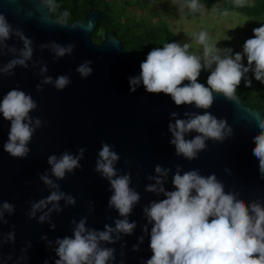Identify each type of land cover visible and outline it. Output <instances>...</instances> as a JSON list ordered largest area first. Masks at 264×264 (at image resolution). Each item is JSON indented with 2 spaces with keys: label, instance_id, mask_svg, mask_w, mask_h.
<instances>
[{
  "label": "water",
  "instance_id": "1",
  "mask_svg": "<svg viewBox=\"0 0 264 264\" xmlns=\"http://www.w3.org/2000/svg\"><path fill=\"white\" fill-rule=\"evenodd\" d=\"M0 13L6 15L14 28L21 29L32 39L34 53L28 67L16 66L13 75L0 74V97L8 90L19 87L30 93L37 101V108L31 115L39 116L43 125L36 129L29 142L30 152L26 157H13L3 150L10 121L0 115V201L7 200L15 205V211L7 215L8 223L0 222V233L11 230L15 225V241L0 245V257L12 254L9 264H14L21 255V248H27L28 260L22 264H43L47 259L54 264V244L49 246L42 235L54 241L56 237L72 234V221L87 217V226L103 229L112 224L118 216L114 208L108 206L111 195L108 181L94 170L101 141L114 145L120 154L116 167L121 172L131 174V187L139 193V201L133 206L129 220L136 221L132 234L121 235L114 244L116 264H141V257L148 258L149 236L144 231L147 219L143 209L153 200L163 199V193L146 190V185L155 183L148 177L156 176L154 166L160 164L170 169L163 178L166 189H172V174L181 165V171L198 169L206 175L213 171L225 182L226 188L239 190L246 201L264 199V179L258 173V159L252 147V136L260 131L256 126V116H264V106L251 107L236 98H226L222 93H213L214 101L208 109H197L192 104L177 105L170 94L145 91L143 85L130 90L129 77L140 71L135 57L124 49L122 40L113 30H105L101 41L93 40V33L103 17L102 10L90 7L82 18L72 21L53 16L45 0H0ZM91 21V26L84 28ZM56 41L62 45L73 43L70 54L53 58L50 48L41 44ZM7 44L22 47L18 36L12 35ZM6 53V54H4ZM13 53L0 50V65L7 62ZM90 60L92 72L82 78L76 67ZM42 65L47 66L43 76L55 78L59 74L70 76L71 83L62 90L52 84H43L41 89ZM182 83H188L187 80ZM209 111L218 118H226L233 125V134L223 141H206L207 147L194 159H186L175 153L169 143L171 133L169 121L183 118L185 112ZM176 112L177 117L170 113ZM191 132L188 138L196 135ZM79 147L86 149L80 161L81 167L57 181L60 189L75 197V203H59L62 211H53L49 221L38 222L26 213L28 202L49 194V187L40 179V174L50 168L47 157ZM48 175L51 176L50 171ZM55 180V177H52ZM39 212L37 216H39ZM55 224V227H51ZM151 225L148 224L150 230ZM143 236L141 243L139 237ZM139 247L133 250V245ZM123 252V256H121ZM253 255H257L254 253Z\"/></svg>",
  "mask_w": 264,
  "mask_h": 264
},
{
  "label": "clouds",
  "instance_id": "2",
  "mask_svg": "<svg viewBox=\"0 0 264 264\" xmlns=\"http://www.w3.org/2000/svg\"><path fill=\"white\" fill-rule=\"evenodd\" d=\"M181 7L202 14L204 5L201 0H183ZM67 15L65 12L63 17ZM63 17L59 21L61 24H64ZM90 26L91 21L82 25L84 28ZM12 35L19 37L22 47L7 44ZM191 39L192 43L172 40L162 47L150 49L140 62L139 73L129 77L130 90L135 91L136 87L143 85L147 92L170 94L177 105L186 103L197 109H208L214 101L213 93H222L233 99L242 77L245 84H251L249 69L257 79L264 80V22L253 26L252 34L245 39L240 51H233L229 46L218 47V41L210 42L205 30L194 33ZM74 46L73 43L62 45L56 41L40 45L41 48H50L54 59L70 54ZM3 49L13 53L6 63L0 65V74L8 76L14 74L16 66L27 68L34 53L32 39L21 29L14 28L6 15L0 13V50ZM90 64V60H85L76 67L82 78L92 72ZM202 70L208 72L203 83L197 79ZM46 71L47 66L42 65L41 75ZM185 80L188 83H182ZM49 83L62 90L71 79L67 74L55 78L43 76L36 88L39 90L43 84ZM36 108L37 101L19 87L0 97V115L10 121L3 150L13 157L23 158L29 154V142L44 123L39 116L30 114ZM170 115L177 117L176 112ZM256 126L260 131L252 136L255 141L252 151L258 159L259 176L264 179V116L257 114ZM168 131L171 133L169 143L174 146L176 155L191 160L207 147L206 141H223L234 130L226 118L203 111L185 112L183 118L169 121ZM193 131L197 134L188 138L187 134ZM85 151L84 147H79L76 152L66 149L59 155L52 153L47 157L50 168L40 174V179L49 187V194L28 202L30 208L26 215L30 219L36 218L41 223L49 221L53 211H62L59 203L62 199L65 205L75 203V197L62 191L57 181L82 166L80 161ZM119 160L120 154L114 145L101 141L94 170L108 181L111 191L108 206L114 208L118 216L103 229L88 227L87 217L83 216L72 221L71 235L58 236L54 241L48 240L46 234L42 235L41 239L49 246L55 245L52 249L56 257L54 264H116V250L107 245L114 244L121 235L132 234L136 221L129 220V215L139 201V193L131 187V174L116 167ZM181 167L177 164V170L172 174V189H166L163 184L170 169L156 164L154 172L158 175L148 177L155 183L146 185V190L163 193L164 198L151 201L143 209L147 219L144 231L149 236L151 255L141 257V264H264V199L246 201L238 194V189L226 188L215 171L203 175L195 168L182 172ZM14 211L13 203L0 201V222L7 224V215ZM50 226L54 228L55 224ZM15 235V225H11L10 231L0 233V245L15 241ZM143 240V236L139 237L141 243ZM29 247L30 241L21 248L22 254L16 257L14 264L28 260L26 250ZM138 247V244L133 245V250ZM120 254L123 256V252ZM11 259L12 254L8 253L0 257V264H9ZM43 264H49L48 260L45 259Z\"/></svg>",
  "mask_w": 264,
  "mask_h": 264
},
{
  "label": "rangeland",
  "instance_id": "3",
  "mask_svg": "<svg viewBox=\"0 0 264 264\" xmlns=\"http://www.w3.org/2000/svg\"><path fill=\"white\" fill-rule=\"evenodd\" d=\"M102 1L111 6L108 11L110 20L122 24L130 22L134 31L141 32L160 21H166L175 41L192 43V35L200 30H205L209 33L210 42L218 41V47L229 46L233 51H240L245 39L252 34L253 26L259 22H264V15L260 17L249 16L235 9L225 8V2L237 3V0L217 2L201 0L204 5L202 14L191 13L186 7H181L183 0ZM255 3L256 0H241L238 4L253 5ZM97 27V35L102 38L104 31L110 30L103 26ZM93 40H96L95 36H93ZM194 48H199V46H194ZM141 61L137 58L136 63L140 65ZM244 62H247L246 58ZM201 73L203 75L208 72L202 70ZM248 75L254 76L251 69H249ZM242 79L244 78L242 77Z\"/></svg>",
  "mask_w": 264,
  "mask_h": 264
},
{
  "label": "trees",
  "instance_id": "4",
  "mask_svg": "<svg viewBox=\"0 0 264 264\" xmlns=\"http://www.w3.org/2000/svg\"><path fill=\"white\" fill-rule=\"evenodd\" d=\"M210 1L217 2L223 0ZM46 3L51 14L57 18H62L63 14L67 12V17H63V19L68 21H72L74 18H82L90 7L100 8L103 17L97 26L113 30L115 35L121 38L124 49L129 51L136 61L137 58L141 60L145 59L146 54L153 47H162L164 43L174 40L173 33L166 21H160L158 24L140 32L134 31L130 22L122 24L110 20L108 11L111 9V6L102 0H49ZM225 8L235 9L249 16L260 17L264 15V0H256V3L253 5L225 2ZM97 31L98 27H96L93 36L96 38L95 41L99 42L102 37L97 35ZM203 75L201 73L197 78L202 83L206 82L205 77H207L208 73ZM251 78V84H245L244 79H241L236 93L241 98L243 104L250 105L253 108L264 106V80H259L255 76Z\"/></svg>",
  "mask_w": 264,
  "mask_h": 264
},
{
  "label": "flooded vegetation",
  "instance_id": "5",
  "mask_svg": "<svg viewBox=\"0 0 264 264\" xmlns=\"http://www.w3.org/2000/svg\"><path fill=\"white\" fill-rule=\"evenodd\" d=\"M101 41V40H100Z\"/></svg>",
  "mask_w": 264,
  "mask_h": 264
}]
</instances>
